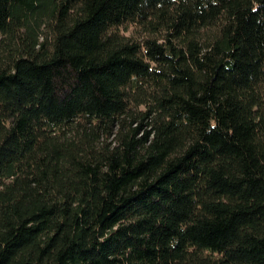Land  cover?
<instances>
[{"label":"trees","instance_id":"obj_1","mask_svg":"<svg viewBox=\"0 0 264 264\" xmlns=\"http://www.w3.org/2000/svg\"><path fill=\"white\" fill-rule=\"evenodd\" d=\"M0 264H264V0H0Z\"/></svg>","mask_w":264,"mask_h":264}]
</instances>
